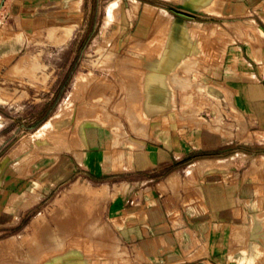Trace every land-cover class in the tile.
<instances>
[{"label":"rangeland","instance_id":"1","mask_svg":"<svg viewBox=\"0 0 264 264\" xmlns=\"http://www.w3.org/2000/svg\"><path fill=\"white\" fill-rule=\"evenodd\" d=\"M13 1L19 11L8 21L1 16L0 28L24 34L7 36L9 58L0 50V264H132L134 255L107 207L138 174L104 170L100 163L104 154L134 149L142 135L152 134L154 124L140 121L152 114L151 99L164 96L178 104L208 98L207 108L172 106V114L193 115L192 126L217 122L223 128V148H229L225 152L235 153L221 162H237L246 179L264 184V126L232 106L211 103L231 102L233 95L212 75L231 41L218 22L223 19L213 15H222L217 7L231 0H195L193 7L188 0ZM114 2L113 19L107 11ZM155 7L165 8L178 23L187 22L192 43L181 58L171 54L174 66L168 77L158 60L167 55L173 38L177 50L181 37L178 26L172 37L173 23L159 22ZM235 19L245 25L242 18L224 22ZM192 38L207 44V85L200 80L202 55L194 53L203 48ZM148 62L156 66L148 67ZM163 109L161 118L167 121L169 108ZM56 114L58 124L35 138ZM182 124L189 123L175 125ZM81 150L95 155L92 162H78ZM214 162H195L173 176L202 173ZM55 252L59 256L52 257ZM259 252L263 259L264 250Z\"/></svg>","mask_w":264,"mask_h":264},{"label":"crops","instance_id":"2","mask_svg":"<svg viewBox=\"0 0 264 264\" xmlns=\"http://www.w3.org/2000/svg\"><path fill=\"white\" fill-rule=\"evenodd\" d=\"M18 7L13 0H0V18L12 19ZM217 10L223 14L213 16L223 19L218 22L231 41L222 63L212 68V75L233 95L231 102L211 103L222 108L232 106L264 126V0H231ZM229 18H242L245 25L236 19L233 24H225L224 19ZM11 34L21 36L24 32L0 28L4 58L10 57L5 43ZM195 41L203 48L194 53L202 55L200 80L207 85L209 69L203 59L208 57L207 44L202 39ZM157 82L160 84L159 79ZM163 97L151 99L152 114L140 120L154 124L152 134L142 135L134 149L118 151V156L113 151L104 154L100 163L104 170L138 174L137 180L126 182L124 194L111 199L107 207L110 218L119 223L118 233L134 255L132 264H264L259 252L264 250L263 182L246 179L245 169L237 162H221L235 153L225 152L229 148H223V128L215 125L217 122L192 126L193 115L172 114V106L207 108L208 98L185 99L177 104ZM164 107L169 108L167 121L161 118ZM179 122L189 124L177 127ZM238 123L244 126V120L238 119ZM105 137L100 138L103 144ZM90 139L98 143L95 137ZM84 150L78 159L80 164L92 162L95 157L85 155ZM198 161H215V167L204 168L198 174L173 176L192 169Z\"/></svg>","mask_w":264,"mask_h":264},{"label":"bare ground","instance_id":"3","mask_svg":"<svg viewBox=\"0 0 264 264\" xmlns=\"http://www.w3.org/2000/svg\"><path fill=\"white\" fill-rule=\"evenodd\" d=\"M188 2H190L191 3V6L193 7V6H195L197 3H196V1L195 0H191V1H189L188 0ZM199 2H200V0H199ZM202 2V1H201ZM200 2V3H201ZM202 4V3H201ZM117 6V2H114V3H112L111 5H110V7H109V9H108V11H107V15L109 16V18L110 17H113L114 15H113V13L112 12H114L115 10H114V8ZM197 7H199V6H197ZM201 8V7H200ZM155 13H156V15L158 16V19H159V22H161V21H164V20H170V22H172L173 24H172V28H171V31H172V37H173V28H174V26H178L179 27V34H180V42H179V44H180V46H179V48L176 50L175 48H174V38L171 40V42H170V47H169V51H168V53H167V55L164 57V56H161V58H160V60H158V61H160V65H159V69H160V71H162V72H168V71H170L171 70V68H173V58H172V53L175 55V57H177V58H181L186 52H187V50H188V46L190 45V43L191 42H189L190 40V38H189V33H188V31H187V22H185L184 20L182 21V22H180V23H178V22H176L175 21V19H172V15H170L169 14V12L165 9V8H162V7H155ZM219 13V12H218ZM112 19V18H111ZM113 19H114V17H113ZM110 20V19H109ZM169 22V21H168ZM258 31H260L259 29H258ZM258 34V33H257ZM175 36V35H174ZM261 36H262V34H261ZM178 37V36H177ZM192 40V39H191ZM196 42V41H195ZM198 43V42H197ZM197 43H195L194 45H196ZM5 44H7V43H5ZM192 44V43H191ZM113 52V51H112ZM120 56V55H119ZM120 58V57H119ZM118 58V59H119ZM158 59H159V57H158ZM154 61V60H153ZM158 63V62H157ZM156 63V64H157ZM147 66L148 67H154V66H156V65H154L153 63H150V62H148V64H147ZM158 66V65H157ZM110 67H111V65H110ZM113 67V66H112ZM152 69V68H151ZM170 69V70H169ZM149 71H150V69H149ZM91 73V72H90ZM89 73V74H90ZM147 73V72H146ZM149 73V72H148ZM147 73V74H148ZM161 73V72H160ZM92 74V73H91ZM146 74V75H147ZM167 75V74H166ZM83 77V76H82ZM147 78V77H146ZM85 80V79H84ZM165 80H167V78L165 79ZM165 82V81H164ZM167 83V82H166ZM168 84V83H167ZM76 85H77V83H76ZM78 85H79V82H78ZM77 85V86H78ZM80 86V85H79ZM98 86V85H97ZM165 86L167 87L168 85H166L165 84ZM81 87V86H80ZM79 87V88H80ZM78 88V89H79ZM168 88V87H167ZM144 89V88H143ZM169 89V88H168ZM170 91V90H169ZM73 92V91H72ZM77 93V92H76ZM71 94H73V93H71ZM70 94V95H71ZM73 96V95H72ZM143 96V95H142ZM69 97V96H68ZM76 98V97H75ZM73 99H74V97H73ZM144 99V98H143ZM143 99H141V100H143ZM146 99V98H145ZM144 99V100H145ZM66 100H69V99H67L66 98ZM69 102V101H68ZM143 102V101H142ZM67 103V102H66ZM65 103V104H66ZM71 103V102H70ZM67 106V105H66ZM68 106H70L69 104H68ZM67 106V107H68ZM66 108V107H65ZM64 110V109H63ZM145 114V113H144ZM61 115H62V113H61ZM57 116H58V114H56V115H54V116H52L35 134H34V137L36 138V137H41V136H43V134H44V132H46L45 130H47L48 128H51V127H53V126H55V125H57L58 124V120L56 119L57 118ZM146 116H148V115H146ZM79 154V153H78ZM79 156V159H80V154L78 155ZM57 166V165H56ZM38 246V245H37ZM81 252V251H80ZM71 254H73V253H71ZM84 255V254H83ZM57 256H59V254L58 253H54L53 254V256L52 257H57ZM76 256H79V255H76ZM51 257V258H52ZM71 257H72V255H71ZM74 257V256H73ZM82 257V256H81ZM84 257H86L85 255H84ZM84 257H83V260H84ZM90 257V256H89ZM36 258V257H35ZM66 258H68L69 259V257L67 256ZM79 258H80V256H79ZM88 258V257H87ZM85 259V260H87V261H89V263H90V260H88V259ZM91 258H93L92 256H91ZM37 259V258H36ZM57 260V259H56ZM65 260V259H64ZM69 260H72V258L71 259H69ZM80 260V261H79ZM78 260V262H81L82 260L81 259H79ZM94 260V259H93ZM47 261V260H46ZM49 261H50V259H49ZM58 261V260H57ZM60 261H61V259H60ZM62 261H63V259H62ZM66 261L67 262H70V261H68L67 259H66ZM66 261H64V262H66ZM52 262V261H51ZM54 262H56V261H54ZM59 262V261H58ZM57 262V263H58ZM77 262V263H78ZM53 263V262H52ZM95 263V262H94ZM42 264V263H41ZM45 264V263H44ZM51 264V263H50ZM53 264H55V263H53ZM79 264V263H78ZM82 264V263H81ZM88 264V263H87ZM91 264V263H90Z\"/></svg>","mask_w":264,"mask_h":264}]
</instances>
